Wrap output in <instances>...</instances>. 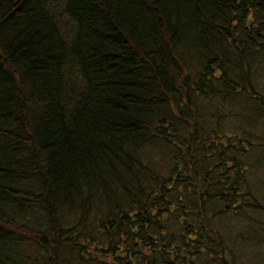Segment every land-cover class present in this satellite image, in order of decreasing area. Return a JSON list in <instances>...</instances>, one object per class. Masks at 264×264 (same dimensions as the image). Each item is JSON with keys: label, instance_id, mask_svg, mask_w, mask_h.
Masks as SVG:
<instances>
[{"label": "trees", "instance_id": "16d2710c", "mask_svg": "<svg viewBox=\"0 0 264 264\" xmlns=\"http://www.w3.org/2000/svg\"><path fill=\"white\" fill-rule=\"evenodd\" d=\"M263 73L264 0H0V264H236Z\"/></svg>", "mask_w": 264, "mask_h": 264}, {"label": "rangeland", "instance_id": "374dc122", "mask_svg": "<svg viewBox=\"0 0 264 264\" xmlns=\"http://www.w3.org/2000/svg\"><path fill=\"white\" fill-rule=\"evenodd\" d=\"M253 80L258 90L264 94V73L258 75L256 78L253 77ZM256 98H258L257 95L254 96L251 94V97H247L243 100L245 106L251 108V110H253L255 113L257 108L256 106L260 104L259 99L257 100ZM219 101H221L220 98L215 100L214 105L216 107H219ZM236 102L234 104L228 103V105L222 104L219 107L221 112L218 115H229L225 118V126L221 136H232L235 135L234 132L236 131L239 135H241L243 127L255 133L257 136L254 138V143L256 145L250 148V155L249 157L245 158L242 164L243 166L249 168L247 171L249 173L248 179L253 184L252 187L255 189V195L258 196L259 199L264 203V148L260 149V146H257V143L264 144V105L263 109H261V115L256 113V115H253V119L250 117L252 120L246 121L244 120V117L241 116V113H243L245 109L240 112L239 117H232L233 113L236 111L239 112V108L241 107L239 104V98L236 100ZM203 107L206 112H209V114L204 117L202 121L213 123L212 120L215 121V119H212V115L215 107L211 109L207 102L203 104ZM224 141L226 140L224 139ZM256 185L257 187H255ZM251 213L253 214V217L258 220V223L254 221L255 219L253 217L249 220L231 218L219 222V226L223 229V231H226L223 233L227 235L229 234L227 231H232L235 239L237 240L235 245H231L233 243L232 241H227L228 246H231L237 254L236 264H264V215L262 213ZM249 225L254 227H250ZM249 228H253L250 229L253 234L250 233L249 230L246 231V229ZM252 230L256 231V233Z\"/></svg>", "mask_w": 264, "mask_h": 264}]
</instances>
